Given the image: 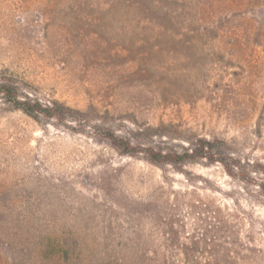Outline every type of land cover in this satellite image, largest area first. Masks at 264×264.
<instances>
[{
    "label": "rangeland",
    "instance_id": "rangeland-1",
    "mask_svg": "<svg viewBox=\"0 0 264 264\" xmlns=\"http://www.w3.org/2000/svg\"><path fill=\"white\" fill-rule=\"evenodd\" d=\"M113 1L0 0V75L111 120L215 135L264 163V61L249 71L229 49H158L152 33L130 29L125 0L112 10ZM186 169L188 178L121 156L0 101V214L15 224L36 212L43 223L85 229L80 240L159 247L171 238L160 216L171 214L179 242L201 232L197 218L210 214L191 209L199 202L235 215L240 239L264 246L263 205L219 166Z\"/></svg>",
    "mask_w": 264,
    "mask_h": 264
},
{
    "label": "trees",
    "instance_id": "trees-1",
    "mask_svg": "<svg viewBox=\"0 0 264 264\" xmlns=\"http://www.w3.org/2000/svg\"><path fill=\"white\" fill-rule=\"evenodd\" d=\"M119 1L123 2L113 1L110 9ZM125 4L130 29L152 33L150 44L158 49L201 50L209 45L229 49L249 71L264 61V0H125ZM0 101L37 123L64 126L106 144L121 156L187 178L188 166H219L250 200L264 206V163L244 155L224 138L163 123L152 126L134 119L111 120L108 115L41 98L1 75ZM190 207L198 215L210 214L197 218L201 232H195L188 243L179 242L171 214L160 216L157 227L171 238L159 247L80 240L85 229L43 223L36 212L24 213L17 224L0 214V264H264V246L254 244L253 238L240 239L233 224L235 215L207 210L199 202ZM207 249L210 256L194 254ZM161 250L163 254L158 253ZM173 250L178 255L166 254Z\"/></svg>",
    "mask_w": 264,
    "mask_h": 264
}]
</instances>
